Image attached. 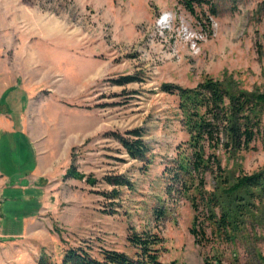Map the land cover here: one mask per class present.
<instances>
[{"label": "rangeland", "instance_id": "obj_1", "mask_svg": "<svg viewBox=\"0 0 264 264\" xmlns=\"http://www.w3.org/2000/svg\"><path fill=\"white\" fill-rule=\"evenodd\" d=\"M209 1L214 15L184 0H0V114L19 142L0 153V264L59 262L77 246L138 259L134 237L160 241V264H264L257 221L231 240L206 229L196 243L193 209L169 175L187 135L163 84L230 77L264 93V0ZM125 76L133 83L116 85ZM133 129L144 132L147 163L109 136ZM220 157L233 175L258 172L264 141ZM70 167L83 179L66 177ZM116 176L131 186L107 183Z\"/></svg>", "mask_w": 264, "mask_h": 264}, {"label": "trees", "instance_id": "obj_2", "mask_svg": "<svg viewBox=\"0 0 264 264\" xmlns=\"http://www.w3.org/2000/svg\"><path fill=\"white\" fill-rule=\"evenodd\" d=\"M184 5L194 13L198 6L208 5L210 14L215 7L209 0H184ZM197 17V15H196ZM134 78L125 76L115 81L124 86L133 83ZM162 92L175 95L180 123L187 140L177 147L176 167L170 172V179L177 192L183 195L193 209L194 216L190 233L196 243L207 239L206 229L218 237L234 239L243 231L246 223L257 221L264 224V169L252 174H231L222 164L220 153L232 157L253 149V144L264 141V93L246 91L230 78L215 80L206 77L193 88L163 84ZM132 160L148 162L149 146L144 142L141 129L127 131L125 135L110 133ZM211 176L213 184L206 189V177ZM66 177L83 179L73 167ZM114 187L131 186L122 176L106 178ZM87 183L94 181L87 179ZM174 191L167 189V195ZM112 197L116 193L112 192ZM162 217V211H155ZM200 224V225H198ZM129 241L138 249V259L123 252L100 249L96 255L89 248L77 246L63 251L59 262H51L41 255L37 264H160L155 247L157 238L134 237ZM220 264V262L206 263Z\"/></svg>", "mask_w": 264, "mask_h": 264}, {"label": "crops", "instance_id": "obj_3", "mask_svg": "<svg viewBox=\"0 0 264 264\" xmlns=\"http://www.w3.org/2000/svg\"><path fill=\"white\" fill-rule=\"evenodd\" d=\"M1 111H4V107L0 105V112ZM2 116L3 115L1 113L0 114V132L2 130L4 134H2L3 135L2 137L0 135V153L2 151L3 144H5L7 150L9 151V156H10V153L15 151L19 142L16 138V132L14 131V128H13L14 126L11 125L10 122H7V121L2 122ZM20 135H24V132L22 130L20 131ZM27 136H29V135H27ZM0 194H1V192H0Z\"/></svg>", "mask_w": 264, "mask_h": 264}, {"label": "built area", "instance_id": "obj_4", "mask_svg": "<svg viewBox=\"0 0 264 264\" xmlns=\"http://www.w3.org/2000/svg\"><path fill=\"white\" fill-rule=\"evenodd\" d=\"M198 42H199L198 39H196V40L193 41L192 48H193L194 51H198V47H197V43Z\"/></svg>", "mask_w": 264, "mask_h": 264}]
</instances>
